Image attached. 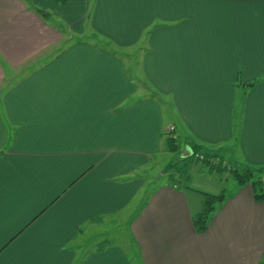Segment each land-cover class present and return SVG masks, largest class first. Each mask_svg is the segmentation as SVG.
Returning a JSON list of instances; mask_svg holds the SVG:
<instances>
[{"label":"crops","instance_id":"1","mask_svg":"<svg viewBox=\"0 0 264 264\" xmlns=\"http://www.w3.org/2000/svg\"><path fill=\"white\" fill-rule=\"evenodd\" d=\"M194 147L264 170V0H0V264H264V200ZM168 154L134 253L90 238Z\"/></svg>","mask_w":264,"mask_h":264},{"label":"rangeland","instance_id":"2","mask_svg":"<svg viewBox=\"0 0 264 264\" xmlns=\"http://www.w3.org/2000/svg\"><path fill=\"white\" fill-rule=\"evenodd\" d=\"M6 67V65H5ZM21 74L20 75H17L16 78H20ZM22 77V76H21ZM15 82V81H14ZM242 99L239 101V105L240 103H242ZM235 111H236V120L239 121L238 117L240 116V112H241V109L239 107H235ZM239 123V122H238ZM170 128V127H169ZM168 146V145H167ZM236 149L237 148H230L229 151L233 150L232 152L234 153H230V152H225L224 153V157H223V160H225L227 162L226 165H228V169L231 168L233 170H222L220 172H215V170H209L210 173H203L201 171H196L193 169V165L192 163H194V158H188L186 160H181V163H179V166H184V163L183 162H187L188 163V167L192 169H189V172H186L184 173V176L187 178H189L190 175H193V174H199V175H203L205 177H207V180H213V181H218V182H223L225 180H230L229 182L232 184V180L236 182V184L238 183V176H241V175H244V174H249V172L252 173L251 175V182L252 181H258L260 178H264V171L263 172H258L256 169L254 168H249L248 167H245V166H238L237 164H234V161L233 160H236L237 157V153H236ZM203 151V150H201ZM220 154V153H219ZM171 155L173 156V161L176 160V155H173V153H171ZM171 157L169 154L166 155V156H156V160L158 161V159L161 157V164L160 162H157L156 164L153 162L152 165H151V169L152 167L154 168L153 171H149L147 172V177H144L145 174L143 173H139V175H142V176H133V178L129 179L127 182H130L131 180H134V181H137V180H149L148 182V187L146 189H143L142 193H140L141 191H139L135 197V201H136V204L134 205L135 206V209L134 211L132 212L131 210L130 211H124L122 214H120V216H118V221L116 224H113V219H112V224H104V225H101L99 226V229H97L96 232H94L93 234H89L90 235V238H94L96 239L95 237H93V235L95 234L97 237H98V240H100L99 242H103L104 240L108 239L110 242H114L117 246L121 245L123 247V249L125 251H127V255L130 256V253H134V246H132V244L130 243L129 241V235L126 234V231H127V227H129V222H130V217L137 212V209L138 207L140 206L141 207V204H143L144 201L147 200L148 198V194H149V191L151 188V186H154L155 185H158L159 184V181H157V184H154V185H151L153 183H155L154 181H152L154 179L155 176L159 177L160 176V168L163 169L166 165L168 166V164L170 163L169 162V159L167 160V158ZM164 160V161H163ZM239 161V159H237ZM239 163V162H238ZM175 164V163H174ZM230 166V167H229ZM199 167V166H198ZM241 167H243L244 169H247L248 171H244V170H239L241 169ZM180 168V167H179ZM187 167H185L186 169ZM191 172V173H190ZM188 173V174H187ZM190 173V174H189ZM180 176V175H179ZM177 176V177H179ZM212 181V182H213ZM234 182V183H235ZM233 183V184H234ZM228 185L226 186L227 189H229L230 192H234V190L237 189L236 186L234 185ZM239 184V183H238ZM231 189V190H230ZM140 193V194H139ZM133 207V206H132ZM120 243V244H119ZM136 249V248H135ZM133 259L134 256H132Z\"/></svg>","mask_w":264,"mask_h":264},{"label":"trees","instance_id":"3","mask_svg":"<svg viewBox=\"0 0 264 264\" xmlns=\"http://www.w3.org/2000/svg\"><path fill=\"white\" fill-rule=\"evenodd\" d=\"M175 132V131H174ZM174 132H169L168 137H167V145L169 146V149L171 151H175V149L177 148L176 146L178 145L177 142V138ZM194 154L189 156L188 158H194L196 154H198L200 152V150L198 149V147H194L193 150ZM206 158H210V157H214V156H207L205 155ZM187 158V159H188ZM215 158V157H214ZM194 163L195 164V158H194ZM205 164L210 168L209 170H215V172H220L222 170H226V168H228L226 166V164L220 162L219 165L215 166V165H210L207 162H205ZM259 173L263 172V169L257 170ZM251 175L252 173L249 172V174H244L241 176H238V181L241 183H245V182H249L251 180ZM251 182V181H250ZM252 186L254 189V195H255V199L257 201H263L264 200V178H260L258 181H252ZM220 197H213V200L208 198L206 201V206H205V210L204 212L199 216V218L196 220V226H197V230L199 232H203L206 230V228L208 227V219H209V215L210 213L214 210V205L216 202L220 201Z\"/></svg>","mask_w":264,"mask_h":264},{"label":"built area","instance_id":"4","mask_svg":"<svg viewBox=\"0 0 264 264\" xmlns=\"http://www.w3.org/2000/svg\"><path fill=\"white\" fill-rule=\"evenodd\" d=\"M174 131H175L174 127L169 128V132H174ZM194 158H195V164L196 165L199 164V166L204 165L205 162H207L210 165H215V166L220 164V161L218 159H215L212 157L206 158L204 154H200V153L196 154Z\"/></svg>","mask_w":264,"mask_h":264},{"label":"water","instance_id":"5","mask_svg":"<svg viewBox=\"0 0 264 264\" xmlns=\"http://www.w3.org/2000/svg\"><path fill=\"white\" fill-rule=\"evenodd\" d=\"M188 155L187 154H185V157H187ZM189 156H191V153L189 154Z\"/></svg>","mask_w":264,"mask_h":264}]
</instances>
